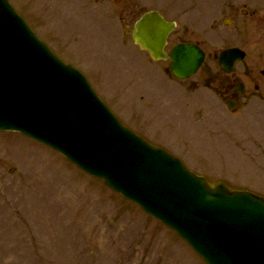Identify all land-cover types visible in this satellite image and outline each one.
<instances>
[{"label":"rangeland","instance_id":"374dc122","mask_svg":"<svg viewBox=\"0 0 264 264\" xmlns=\"http://www.w3.org/2000/svg\"><path fill=\"white\" fill-rule=\"evenodd\" d=\"M8 1L125 126L210 182L264 197V160L253 158L255 142H264V90L240 112L223 113L214 94L183 90L190 81L172 79L168 61L152 62L125 34L159 10L177 23L168 49L183 42L205 51L195 81L218 76L214 56L240 46L247 52L240 77L264 87V0ZM0 264L206 263L103 181L20 133L0 131Z\"/></svg>","mask_w":264,"mask_h":264},{"label":"water","instance_id":"95a60500","mask_svg":"<svg viewBox=\"0 0 264 264\" xmlns=\"http://www.w3.org/2000/svg\"><path fill=\"white\" fill-rule=\"evenodd\" d=\"M176 23L158 11L135 24L133 41L186 80L205 61L195 44L166 51ZM246 54L216 56L226 73ZM0 131L19 132L59 152L183 239L207 264H264V197L210 183L177 157L125 127L86 77L58 58L0 0Z\"/></svg>","mask_w":264,"mask_h":264},{"label":"flooded vegetation","instance_id":"af4514ba","mask_svg":"<svg viewBox=\"0 0 264 264\" xmlns=\"http://www.w3.org/2000/svg\"><path fill=\"white\" fill-rule=\"evenodd\" d=\"M242 15L245 17L246 16L254 17L256 15V12L252 11V12L248 13V11L244 9V10H242ZM133 26L127 27V29L125 30L126 36H130L131 41H132ZM127 43H128V40L125 39L124 44H127ZM229 48H240V49L244 50L240 46H234V47H229ZM149 58L150 57L148 56V59ZM150 60H151V58H150ZM239 64H241V63H239ZM239 64H237L235 70L230 74H226L225 72H223L219 68L218 69L219 75L210 78V80H208V81H195L193 77L188 79V80H184V81L179 80V81L182 83L186 82V81H190L189 84L187 86H185V88H183V90H185L189 93L193 94L194 91H198L199 89L202 88V89H204V91H208V92L214 94L219 99L218 102H220V104L222 106L223 113L226 111L225 108H227V110L230 113H237L238 111L240 112L241 110H243V108L248 105L249 101H251L255 97L259 96L258 93L260 91L263 92V90H264V87L261 84H255L254 86H251L250 82H245L242 80V78L240 77V75L238 73ZM168 72L170 73V75H172L171 71H170V62H169ZM261 75L264 77V70L261 71ZM172 79H176V78L173 77ZM182 83H180V84L182 85ZM252 87L255 89V91H256L255 93H249V91L251 90ZM261 98H262V96H260V99ZM253 153H254L253 158L255 160H259L260 158L264 160V142L257 140L255 142V147L253 148ZM251 154H252V152H251ZM181 159L183 160V158H181Z\"/></svg>","mask_w":264,"mask_h":264}]
</instances>
